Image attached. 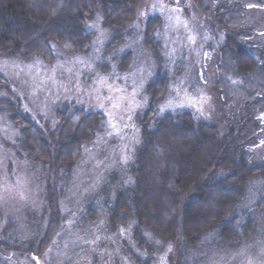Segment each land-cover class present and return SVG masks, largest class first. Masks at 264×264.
<instances>
[{
	"label": "trees",
	"instance_id": "1",
	"mask_svg": "<svg viewBox=\"0 0 264 264\" xmlns=\"http://www.w3.org/2000/svg\"><path fill=\"white\" fill-rule=\"evenodd\" d=\"M195 2L210 5L204 12L223 36L217 87L223 103L228 98L235 101L232 115L236 122L232 115L226 118L223 105V127L219 122L217 125L197 120L188 111L156 117L161 90L168 85L165 75H158L147 85L150 105L141 117L143 140L134 164L122 180L124 186L116 185L118 180L115 182L109 173L102 185L76 206L66 199L69 183L75 176L74 168L84 160L83 151L92 141L101 113L69 110L72 106L66 104L53 115L54 125L49 122L46 128L28 113H15L12 122L20 131L16 155L31 168L39 167L45 207L36 224L29 218L31 209H24L20 236L13 233L12 224L5 225L0 220V264H17L7 255L11 250L18 258L26 255L34 262L50 247L58 226L68 220L71 227L81 228L88 237L93 232L86 229L87 224L98 220L108 231L128 227L133 246L146 254L141 258L133 253L132 246H127L134 264H153L150 255L155 246L147 239L150 236L173 245V264H207L213 253L229 246H244L249 237L264 234V162L250 161L264 115V50L261 35L244 23L247 10L260 7L264 0ZM144 3L145 0H0V56L22 61L41 56L52 62L54 46L69 53H84L94 37L86 23L96 12L110 33L118 32L112 35L109 49L131 35L127 26L135 21ZM159 26L158 18H149L145 23L144 45L155 57H160V49L153 33ZM110 62L111 68L116 66L115 72H122L133 63V56L126 53L120 63L119 56ZM221 74L228 81L220 79ZM4 83L0 75V87ZM220 128L224 133L221 136ZM185 134L206 144L204 154H198L196 145L186 154L189 143L176 144V137L182 135L185 139ZM63 193L66 207L61 209ZM81 205L85 209L82 215L77 212ZM261 240L264 242V237ZM92 259L97 263V255Z\"/></svg>",
	"mask_w": 264,
	"mask_h": 264
},
{
	"label": "rangeland",
	"instance_id": "2",
	"mask_svg": "<svg viewBox=\"0 0 264 264\" xmlns=\"http://www.w3.org/2000/svg\"><path fill=\"white\" fill-rule=\"evenodd\" d=\"M206 5L210 6L208 3L200 5L195 0H145L135 21L127 26L131 35L124 43L109 49L106 48L112 35L118 32L110 33L103 25L102 16L99 19L96 12L86 23V29L92 31L94 37L92 46L84 53H69L54 46L52 62L41 56L25 61L0 56V75L5 79L0 87V220L5 225L12 224L14 234L20 236L23 230L26 209H31L29 218L36 224L37 216L45 207L39 167L31 168L16 155L20 131L12 122L15 113H28L43 127L49 122L53 126V115L66 104H71L69 110L101 113L92 141L83 151L84 160L74 168L75 176L69 183L66 199L76 206L84 202L85 195L86 201L109 173L113 174L115 182L118 180L116 185L124 186L122 180L134 164L135 153L143 140L141 117L150 105L147 85L158 75H165L164 81H169L161 90L156 117L166 112L188 111L197 120L220 123L223 127L222 105L226 118L235 114V101L230 102L227 97L223 103L217 87L223 36L211 25L209 14L204 12ZM149 18H158L160 23L153 33L160 57H155L144 45L145 23ZM244 23L261 35L259 40L264 50V2L260 7L247 10ZM255 40L257 42L256 37ZM107 50L113 53L109 55L111 52ZM126 53L132 54L133 63L122 72H115L116 66L111 68L110 61L119 56L120 63ZM223 78L228 81V77L221 74L220 79ZM232 117L236 122L235 115ZM261 122L259 141L251 150L252 164L264 162V115ZM110 124H115L118 131ZM218 134H224L221 128ZM185 135V139L178 135L176 144L189 143L186 154L191 153L193 145L198 146L199 155L204 154L206 144ZM124 155L129 157L127 161L122 160ZM63 196L64 193L59 200L61 209L66 207ZM81 206L77 212L82 215L85 209ZM69 223L70 220L58 226L50 247L34 262L26 255L18 258L12 250L7 251L8 257L17 264H134L126 252V247L132 246L134 254L146 258L145 252L133 246L128 227L108 231L102 220H98L85 225L93 232L88 237L81 228L71 227ZM12 237L8 235L9 239ZM262 237L264 234L253 235L244 246L221 249L220 253H213L207 264H264ZM147 239L155 246L150 255L153 264H173V245L152 240L151 236ZM94 255H97V263L92 259Z\"/></svg>",
	"mask_w": 264,
	"mask_h": 264
},
{
	"label": "snow or ice",
	"instance_id": "3",
	"mask_svg": "<svg viewBox=\"0 0 264 264\" xmlns=\"http://www.w3.org/2000/svg\"><path fill=\"white\" fill-rule=\"evenodd\" d=\"M178 19V18H177ZM104 78L102 77L101 78V80H103ZM161 111H163V108L161 109ZM129 118H131V117H129ZM110 127H112L113 128V130L114 131H118V129L116 128V125L115 124H110ZM112 133H109V135H111ZM127 159H129V157L127 156V155H124L123 157H122V160H124V161H127Z\"/></svg>",
	"mask_w": 264,
	"mask_h": 264
}]
</instances>
